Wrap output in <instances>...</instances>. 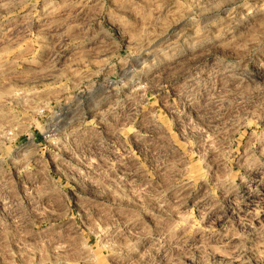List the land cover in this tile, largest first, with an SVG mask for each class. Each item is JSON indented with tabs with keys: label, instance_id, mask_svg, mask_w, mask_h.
Returning a JSON list of instances; mask_svg holds the SVG:
<instances>
[{
	"label": "rangeland",
	"instance_id": "1",
	"mask_svg": "<svg viewBox=\"0 0 264 264\" xmlns=\"http://www.w3.org/2000/svg\"><path fill=\"white\" fill-rule=\"evenodd\" d=\"M0 264H264V0H0Z\"/></svg>",
	"mask_w": 264,
	"mask_h": 264
}]
</instances>
